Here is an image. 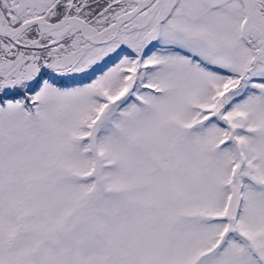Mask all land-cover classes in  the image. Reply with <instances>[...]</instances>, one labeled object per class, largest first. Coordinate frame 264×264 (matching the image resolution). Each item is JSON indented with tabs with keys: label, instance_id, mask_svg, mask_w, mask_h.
Listing matches in <instances>:
<instances>
[{
	"label": "snow or ice",
	"instance_id": "6c2138e0",
	"mask_svg": "<svg viewBox=\"0 0 264 264\" xmlns=\"http://www.w3.org/2000/svg\"><path fill=\"white\" fill-rule=\"evenodd\" d=\"M0 264H264V0H0Z\"/></svg>",
	"mask_w": 264,
	"mask_h": 264
}]
</instances>
